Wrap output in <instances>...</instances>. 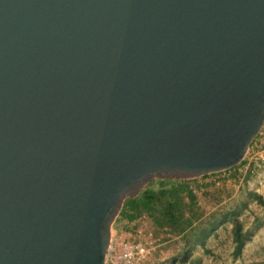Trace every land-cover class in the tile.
Masks as SVG:
<instances>
[{
	"label": "water",
	"instance_id": "water-1",
	"mask_svg": "<svg viewBox=\"0 0 264 264\" xmlns=\"http://www.w3.org/2000/svg\"><path fill=\"white\" fill-rule=\"evenodd\" d=\"M263 122L264 0H0V264H105L126 196Z\"/></svg>",
	"mask_w": 264,
	"mask_h": 264
},
{
	"label": "rangeland",
	"instance_id": "rangeland-1",
	"mask_svg": "<svg viewBox=\"0 0 264 264\" xmlns=\"http://www.w3.org/2000/svg\"><path fill=\"white\" fill-rule=\"evenodd\" d=\"M248 150L242 160L249 164L235 173L220 171L210 173L215 176L207 179L202 177L208 174L186 178L193 189L210 181L212 184L196 189L194 205L185 197L178 201L183 214L179 226L161 225L142 212L140 217L147 222L146 226H140V217L134 221L125 219V224L117 223L113 240L144 243L149 253L139 264H181L186 252L191 257L186 264L195 260L197 264H264V208L249 196V193H257L264 202V162L255 160ZM237 208L241 209L238 219L243 231H252L238 256L234 253L233 226L225 220L227 214ZM211 225L215 229L204 245L198 244L197 239L207 233ZM139 228L141 235L136 232ZM105 264H114L108 254Z\"/></svg>",
	"mask_w": 264,
	"mask_h": 264
},
{
	"label": "trees",
	"instance_id": "trees-1",
	"mask_svg": "<svg viewBox=\"0 0 264 264\" xmlns=\"http://www.w3.org/2000/svg\"><path fill=\"white\" fill-rule=\"evenodd\" d=\"M152 184L153 183H150L149 186L151 187ZM182 185L183 184H178L168 189L161 184L156 191L150 188L141 191L139 196L132 199L128 204L127 208H129L130 213L125 215L126 219L128 221L136 220L141 216L142 212H146L161 225L169 224L170 226H174V224H176L175 227L179 226L183 214L178 201L184 196L190 202V205H194L196 200L195 195L187 185ZM249 196L253 197L255 201L264 208V202L259 194L249 193ZM240 213V208L233 209L227 214L225 219L233 226L234 253L237 256L241 254L245 243L249 241L252 236L251 230L243 231L242 224L238 219ZM213 229H215V227L211 225L209 231L207 233H202L197 239V243L204 245V241ZM189 258H191L190 253L186 252L184 259L180 263L186 264V260H189ZM192 264H197L196 260Z\"/></svg>",
	"mask_w": 264,
	"mask_h": 264
},
{
	"label": "built area",
	"instance_id": "built-area-1",
	"mask_svg": "<svg viewBox=\"0 0 264 264\" xmlns=\"http://www.w3.org/2000/svg\"><path fill=\"white\" fill-rule=\"evenodd\" d=\"M249 147L248 152H250L253 158L260 162H264V122ZM140 220L141 217L139 218V221ZM141 225L146 226L147 222L142 219L140 221V226ZM141 229L139 228L136 230L138 235H141ZM148 253L149 250L146 245L140 241H138L137 244L124 241L118 243V241L113 240V237H110L109 245L106 249V255L108 254L111 256L114 264H139Z\"/></svg>",
	"mask_w": 264,
	"mask_h": 264
},
{
	"label": "crops",
	"instance_id": "crops-1",
	"mask_svg": "<svg viewBox=\"0 0 264 264\" xmlns=\"http://www.w3.org/2000/svg\"><path fill=\"white\" fill-rule=\"evenodd\" d=\"M248 164L249 163H247V161L242 160L239 164L235 165L234 167H232V168H230L228 170H224L222 172H226V171L230 172L232 170L235 173L236 172L235 170H240V168H245V166L248 165ZM211 176H215V175H209L208 174L207 176L202 177V178L207 179V178H211ZM186 180H188V179H180L179 177H174V176H171V175H165V176H162V177L152 178L147 183H144L143 185L138 187L133 193L129 194L128 196H126L123 199L119 210L117 211V213L115 214V216L112 219L111 227H109L110 237H113V235L117 233V231H116L117 223H121V222L124 223V224L126 223L125 215L130 213V210H129V208H127V206H128V204L130 203V201L132 199H134L135 197L139 196L141 191H143V190H145L147 188H150V189H153L154 191H156L161 184L164 185L168 189H171L173 186H176L178 184H183L185 186L187 185V187L192 191V193L194 195H196V189H201V187L203 185L207 186V185L212 184L211 181H210V184L204 183L203 185H199V186L195 185L196 189H193ZM150 183H153L151 185V187L149 186ZM185 199L187 200V198H185Z\"/></svg>",
	"mask_w": 264,
	"mask_h": 264
}]
</instances>
